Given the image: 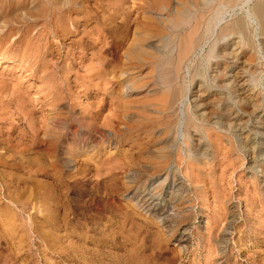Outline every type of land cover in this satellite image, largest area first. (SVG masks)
Here are the masks:
<instances>
[{"label":"rangeland","instance_id":"1","mask_svg":"<svg viewBox=\"0 0 264 264\" xmlns=\"http://www.w3.org/2000/svg\"><path fill=\"white\" fill-rule=\"evenodd\" d=\"M177 1L204 0H0V264H264L260 0H207L220 22L189 54ZM168 39L183 91L164 133L151 55Z\"/></svg>","mask_w":264,"mask_h":264},{"label":"bare ground","instance_id":"2","mask_svg":"<svg viewBox=\"0 0 264 264\" xmlns=\"http://www.w3.org/2000/svg\"><path fill=\"white\" fill-rule=\"evenodd\" d=\"M56 1V0H55ZM62 1V0H61ZM169 0H154V4H155V8L157 10L160 9V4L164 2V4H167ZM232 0H229V2L231 3ZM249 0H246L245 2H248ZM252 1V0H251ZM258 1V0H257ZM45 2V1H44ZM189 2V1H188ZM242 2V1H241ZM244 2V1H243ZM242 2V3H243ZM151 3V2H150ZM190 3V2H189ZM216 3V2H215ZM241 3V4H242ZM256 3V2H255ZM75 4V3H74ZM175 4V3H174ZM61 5V4H60ZM243 5V4H242ZM245 5V4H244ZM23 6V5H22ZM171 6V5H170ZM188 3L186 4L185 2H179L177 1L176 2V6L174 7V10L172 12V18L170 20L171 22V29H170V32L171 33H174L177 31V29L179 28H182L181 26H184L185 29L188 30V39L186 40L187 41V44L184 45L186 48V54H189L190 52H194L196 49L200 48L201 47V44L203 43L204 39L207 36L208 32L210 33L211 29H212V23L215 24V26L218 24L219 21V17L215 14V16H210L209 19H206L205 18V14L207 12H215V9H213L214 7V4H213V1H211V3H209L207 0H204L200 3H194L193 4V13L191 14L190 12V8L188 7ZM219 6V5H218ZM252 6V5H251ZM167 7V6H166ZM217 7V6H216ZM66 8V7H65ZM165 8L164 6H161V10ZM221 8V7H220ZM226 8V7H225ZM55 9V8H54ZM68 9V8H67ZM167 11H169L168 8H166ZM52 10V9H51ZM62 10V9H61ZM223 10V9H222ZM245 10V9H244ZM57 11V10H55ZM146 11V10H145ZM60 12V10H59ZM165 12V11H164ZM212 12V14H213ZM225 12V11H224ZM217 13V12H216ZM222 13V12H221ZM169 15H171V11L168 12ZM223 14V13H222ZM252 15L255 16L257 19H258V25H260V27L262 29H264V0H260L259 2H257L254 6H252ZM223 17V15H221ZM208 17V16H207ZM221 17V18H222ZM240 17V16H239ZM238 17V18H239ZM161 18V17H160ZM11 19V18H10ZM23 20V19H22ZM146 20V19H145ZM249 20V19H248ZM245 18H242L239 19L230 29L228 27H224V28H221L219 29L220 30V33L219 35L222 37L224 36L223 33L229 29L230 32H232V35L233 34H237V35H244L246 36L247 35V28H246V24H245ZM250 21V20H249ZM160 24H163V21L160 20L158 21ZM124 24V23H123ZM250 25V24H249ZM115 26V25H114ZM117 26V25H116ZM144 26V25H143ZM131 27V26H130ZM217 27V26H216ZM251 27V26H250ZM160 27L156 24L152 25V22L149 21V24H146L145 27H144V30L142 31V35L141 37L143 38L142 41L144 42H148L150 40H152V38L154 37H157L158 36V33H155L153 32L154 30L155 31H158L160 30L159 29ZM117 29V28H116ZM214 29V28H213ZM71 31V30H70ZM121 31V30H120ZM229 32V33H230ZM214 33V32H213ZM261 33H263V31H261ZM124 35V34H123ZM126 35V34H125ZM163 35H167L166 33L163 34ZM169 35V34H168ZM213 36V35H212ZM166 38V37H165ZM247 38V36H246ZM150 39V40H148ZM161 39V38H160ZM119 40V39H118ZM138 41V40H137ZM208 41V40H207ZM78 42V41H77ZM133 42V41H132ZM186 43V42H185ZM184 43V44H185ZM171 41L170 39L166 40L164 42V45H163V53L161 54H156L154 55V53H152L153 55H151V69L156 71L157 72V77L155 78V81H154V85L159 87L160 90H161V94L163 95V98H161V102L159 104H157L158 108H160L158 110V113L160 114L159 115V122H158V126L162 128V131L161 132H166V130L170 129V124L171 122L168 121L169 117H170V114H171V111L174 107V104H178L181 100V97H182V87H175L173 85V81L175 79V76L172 74V69H171V65H172V58H171V55L170 53H172V50L170 51V45H171ZM126 45V44H125ZM182 45V44H181ZM173 46V45H172ZM171 46V47H172ZM210 46V45H209ZM215 46V45H214ZM223 45L221 46H218L216 48V50L218 51L219 49L222 48ZM174 47V46H173ZM203 47V46H202ZM248 47H249V44H248ZM147 50H151L153 47H152V44L149 43V44H146V47H145ZM200 50V49H198ZM213 51V49H211ZM120 51V50H119ZM124 52V51H123ZM228 52V51H227ZM77 53V52H76ZM145 53V52H143ZM141 53V55L143 54ZM198 53V52H197ZM146 54V53H145ZM194 54V53H193ZM138 55V54H137ZM140 55V54H139ZM204 55V53H203ZM226 55L228 56H232L231 58H236V53H222L221 54V58L223 59L224 57H226ZM111 56V55H110ZM114 56V55H113ZM112 56V57H113ZM137 57V56H136ZM139 57V56H138ZM120 59V58H119ZM135 59V58H134ZM145 59V58H144ZM205 59V58H203ZM55 61V60H54ZM146 61V60H145ZM182 61V56L179 55L178 53V64H180ZM187 61V60H186ZM137 62V61H136ZM141 62V60H140ZM139 63V62H138ZM142 64V63H140ZM119 65V63H118ZM184 67V66H183ZM180 68V67H179ZM93 69V68H92ZM95 70V69H94ZM181 70V69H180ZM199 70V69H197ZM132 71V70H131ZM242 71V70H241ZM105 72V71H104ZM155 72V73H156ZM245 72V71H244ZM185 74V73H184ZM198 74V73H197ZM223 74L224 73H220V76L223 77ZM231 74V73H230ZM229 74V75H230ZM142 75V73H141ZM196 76V75H195ZM198 76H200L201 78L198 79L199 80V84L201 85L203 80H202V74H198ZM185 78V77H184ZM233 80H232V83H238L239 82V79L241 77H239V74L238 72H235L234 75H233ZM128 79V78H127ZM184 80V79H183ZM208 82V81H207ZM190 83V82H189ZM244 84V83H242ZM103 86V84H102ZM186 88V87H185ZM123 90V89H122ZM153 90V89H152ZM159 90V89H158ZM242 90V89H241ZM185 91V90H184ZM199 91V95L196 96L197 97V101H195L196 103V106L198 109V111L201 112V116L204 115V119L205 120H209L211 118V115L210 114H214V115H217L219 114V110H215V112H211V108H210V111L208 109V101H205L208 97H206L205 99V93L204 92L205 90L202 89L201 90H198ZM5 93V92H4ZM3 93V95H4ZM129 93V92H127ZM250 93V92H249ZM130 94V93H129ZM142 94V93H141ZM140 94V95H141ZM144 95V94H143ZM246 95V94H245ZM120 97V96H119ZM186 97V96H185ZM212 98V97H211ZM248 98V97H247ZM209 100V99H208ZM247 100V99H246ZM219 104V103H218ZM180 105V104H179ZM251 105V104H250ZM139 106V105H138ZM144 107V106H143ZM3 108V107H2ZM58 108V107H57ZM196 108V109H197ZM214 108V107H213ZM195 109V108H194ZM217 109V108H216ZM131 111V110H130ZM179 110H177L178 112ZM199 112V113H200ZM180 115V114H179ZM174 116V115H173ZM5 117V116H4ZM179 117V116H178ZM183 117V116H182ZM185 117V116H184ZM199 118V117H198ZM182 119V118H181ZM189 119V118H188ZM199 120V119H198ZM61 121V120H60ZM214 121V120H213ZM223 121V120H222ZM232 121V120H231ZM63 123V121H62ZM180 123V122H179ZM178 123V124H179ZM148 124V123H147ZM122 125V124H121ZM188 125H190L191 127L194 128V126L192 124H190L189 121L186 122L185 124V127H187ZM180 126V125H179ZM182 126V125H181ZM177 127V125H176ZM58 128V127H57ZM60 128V127H59ZM134 128V127H133ZM189 128V127H188ZM178 127L176 128L175 132L177 131ZM200 129V128H199ZM72 130V129H71ZM201 130V129H200ZM155 131V130H154ZM186 131V130H185ZM169 132V131H168ZM58 133V131H57ZM83 133V132H82ZM180 134H183L181 132H179ZM197 133V132H196ZM106 137V136H105ZM41 138V137H40ZM163 141V140H162ZM161 141V142H162ZM187 141V140H186ZM200 141V140H199ZM250 141V140H249ZM37 142V141H36ZM42 142H40V145H41ZM172 143V142H171ZM164 144V143H163ZM166 144V143H165ZM169 144V143H167ZM181 144V143H180ZM179 144V146H181ZM234 144V143H233ZM85 145V144H84ZM161 145V144H160ZM164 146V145H163ZM127 147V146H126ZM203 148V147H202ZM90 149V148H89ZM153 150V149H152ZM168 150V149H167ZM32 151V150H31ZM154 151V150H153ZM181 151V150H180ZM171 152V151H170ZM182 154V153H181ZM111 156V155H110ZM107 158V157H106ZM38 160V159H37ZM67 165V164H66ZM143 165V164H142ZM145 166V165H144ZM143 166V167H144ZM126 167V166H125ZM147 167V166H145ZM148 168V167H147ZM145 169V168H144ZM150 169V168H149ZM159 169V168H158ZM152 173V172H151ZM145 174V173H144ZM150 176V175H149ZM31 179V178H30ZM119 179V177H118ZM148 179V178H147ZM38 181V180H37ZM34 182V181H33ZM32 182V183H33ZM51 182V180H50ZM119 182V180H118ZM53 185V184H52ZM53 187V186H52ZM54 189V188H53ZM50 190V189H49ZM64 191V190H63ZM254 191V190H253ZM53 192V191H52ZM56 192V191H55ZM53 195V193L51 194ZM40 196V195H39ZM47 197V196H46ZM53 197V196H52ZM43 211V209H42ZM51 220V219H50ZM49 221V220H48ZM57 225V224H56ZM47 234V233H46Z\"/></svg>","mask_w":264,"mask_h":264}]
</instances>
